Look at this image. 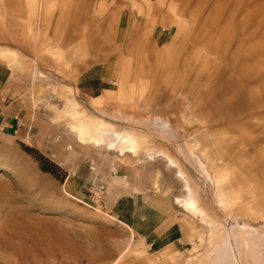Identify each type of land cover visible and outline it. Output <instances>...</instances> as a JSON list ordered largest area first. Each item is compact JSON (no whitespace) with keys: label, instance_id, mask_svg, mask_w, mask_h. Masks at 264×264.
Masks as SVG:
<instances>
[{"label":"rangeland","instance_id":"rangeland-1","mask_svg":"<svg viewBox=\"0 0 264 264\" xmlns=\"http://www.w3.org/2000/svg\"><path fill=\"white\" fill-rule=\"evenodd\" d=\"M257 7L264 9V0H243L239 6L235 0H0V55H5L0 75L12 94L24 96L31 124L23 141H0V264H199L223 232L234 264H246L236 227L264 240V109L250 120L258 123V141L246 138L239 146L240 133L225 131L226 120L195 115L203 87L180 94L175 86L177 74L191 72L187 83L197 71L224 80L251 46L264 59V43L248 35L254 26L240 23ZM221 30V38H214ZM85 115L147 140L135 154L83 142L74 124ZM131 117L166 121L175 136L162 137ZM59 140L61 149L86 152L96 164L98 150L111 153L113 175L133 178L143 205L157 210L160 228L172 234L162 252L148 251L143 236L120 223L124 230L115 232L73 222L79 226L69 237L75 242H65L62 228L72 220L40 208L33 194L37 182L31 180L44 172L63 181L65 171L42 149ZM189 142L201 169L186 151ZM168 156L186 173L199 211L184 208L183 181ZM221 171L228 179L217 184ZM46 182L41 180L43 186ZM95 192L85 188L87 194ZM95 199L74 201L101 213V198ZM231 199L252 206L255 218L227 209Z\"/></svg>","mask_w":264,"mask_h":264},{"label":"bare ground","instance_id":"bare-ground-1","mask_svg":"<svg viewBox=\"0 0 264 264\" xmlns=\"http://www.w3.org/2000/svg\"><path fill=\"white\" fill-rule=\"evenodd\" d=\"M30 1L32 2L33 0ZM242 2L243 0H235L236 6L241 5ZM247 22H250L254 26L248 35L253 39L259 37L261 42L264 43V9L257 7L247 11L240 23L247 24ZM243 27L247 29L248 26L243 25ZM261 27H263L262 31L259 30ZM221 33L222 30L217 31L214 38H221ZM211 43L214 48H207L214 50L218 41L215 40ZM247 51L249 52L246 53L247 55H239V61L233 64L232 71L225 76L224 80L223 77L211 78V75L204 77L202 75L204 71H197L193 81H188L187 83L186 80L189 79L191 72L184 73L183 76L177 74V86H175L177 87V92L180 94H186V92L190 91L189 89L196 92L203 87L204 90L200 93V97L193 106L195 115L204 119L211 118L209 120L213 122L226 120L225 131L240 133L236 136L235 140L239 146L244 144L246 138L254 143L258 141L255 135L258 123H252L250 120L257 116L259 109H264V59L260 58L255 46H251ZM247 56L253 60H249ZM4 57V54L0 55V59ZM166 82L168 81L163 77L162 85L164 87L167 84ZM174 84V82H170L169 85ZM187 87L188 89H186ZM261 112H264V110ZM117 113L122 117L123 113L121 111H117ZM74 115L76 116L78 113H74ZM130 119L134 123L153 128L162 137L175 136V132L171 129L170 125L159 118L153 122L138 117H131ZM113 126L114 124L96 115L79 117L77 123L74 124L80 140L83 142H92L95 146L105 144L108 149L118 150L120 153L131 152L135 154L139 144L147 140L143 134L131 130H114ZM193 146L192 143H187L186 151L191 156L194 165L201 169V162L192 152ZM260 157L264 159V152L261 153ZM167 160L169 166L176 169V175L183 181L186 193L182 203L184 208L192 212L199 211L197 197L186 173L172 157L168 156ZM227 179L228 172L221 171L216 174L215 181L217 184H220ZM80 202L86 204L83 201ZM220 203L223 204V201L220 200ZM227 209L230 211L235 210L239 215L252 216L253 218H255L253 215L257 213L252 206L236 202L235 199L230 200V206ZM236 228L237 235L235 241L238 247L241 245L243 249V260L245 259L246 264H264V240L259 236H251V233H248L245 227ZM232 256L231 243L227 234L223 232L219 235L217 241H212V248L205 253L199 264H234Z\"/></svg>","mask_w":264,"mask_h":264},{"label":"crops","instance_id":"crops-1","mask_svg":"<svg viewBox=\"0 0 264 264\" xmlns=\"http://www.w3.org/2000/svg\"><path fill=\"white\" fill-rule=\"evenodd\" d=\"M12 90L4 81V76L0 75V141L7 139L23 141L31 126L27 107L24 106L26 101L24 96L18 93L12 94ZM1 146L0 143V152ZM61 148H63V142L60 140L55 143L46 142L42 146L48 157L65 171L63 181L58 182L53 177L48 178V174L44 172H35L31 180L34 179L37 182L35 183L36 191L33 194L34 201L40 204V208L62 212L64 217L72 220V223L68 222L62 228L61 234L65 242H75L69 238L71 232L74 234L73 230L79 227L74 224L75 222L84 225H103L107 230L115 232L119 227L122 231L124 230L118 224L120 223L131 228L134 236H143L148 251L162 252L172 234L160 228L162 221L158 220L157 210H151L149 206L143 205L142 194L135 189L137 187L133 178L125 180L113 175L111 153L108 150L106 153L101 149L98 150L100 158L96 164L94 157L86 155V152L78 155ZM43 179L47 180L44 186L41 183ZM86 187L92 192L97 190L99 193L95 192L96 196L87 194ZM97 195L101 198L104 209L101 213L88 210L74 201L85 202L89 198L97 201L95 199ZM64 240L60 241L61 246H64ZM56 241H58L56 238H52L51 243L58 245Z\"/></svg>","mask_w":264,"mask_h":264},{"label":"trees","instance_id":"trees-1","mask_svg":"<svg viewBox=\"0 0 264 264\" xmlns=\"http://www.w3.org/2000/svg\"><path fill=\"white\" fill-rule=\"evenodd\" d=\"M41 169H42L43 171H46V172H53L50 168H48V167H44V166H42V165H41ZM61 180H63V178H61Z\"/></svg>","mask_w":264,"mask_h":264}]
</instances>
